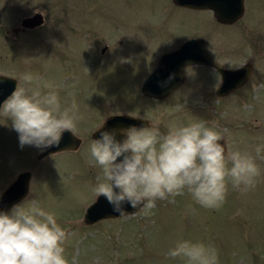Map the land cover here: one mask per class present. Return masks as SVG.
Here are the masks:
<instances>
[{
    "label": "rangeland",
    "instance_id": "374dc122",
    "mask_svg": "<svg viewBox=\"0 0 264 264\" xmlns=\"http://www.w3.org/2000/svg\"><path fill=\"white\" fill-rule=\"evenodd\" d=\"M40 11V27L18 31L23 17ZM189 38L202 39L221 67L249 63L247 80L220 97L214 69L187 65L183 83L166 97L143 96L140 85L158 57ZM0 74L14 78L15 89L44 94L51 85L61 107L75 101L83 117L75 150L36 159L42 149L21 147L0 114V193L17 173H30L27 194L16 204L27 208L35 201L55 214L67 233L69 264H186L168 256L181 240L213 246L219 264H264V0H243L242 16L229 25L208 9H184L171 0H0ZM22 74H31L32 83ZM121 113L148 126L158 118L161 135L174 125L206 122L222 135L226 156L240 151L255 159V187L242 191L228 179L217 209L201 207L185 191L158 200L147 215L85 224L83 213L96 197L92 188L103 179L89 154L91 133Z\"/></svg>",
    "mask_w": 264,
    "mask_h": 264
},
{
    "label": "clouds",
    "instance_id": "9594fccd",
    "mask_svg": "<svg viewBox=\"0 0 264 264\" xmlns=\"http://www.w3.org/2000/svg\"><path fill=\"white\" fill-rule=\"evenodd\" d=\"M21 79L26 84L33 81L31 74H22ZM45 87L51 90L42 94L39 88L18 86L0 104V114L11 121L21 147L58 146L63 133L75 134L83 118L77 115L75 101L62 108L57 92L51 85ZM105 122L95 129L98 138L89 145L90 157L103 177L92 191L122 217L130 215L125 204L138 209L134 213L147 215L158 200L185 191L201 207L217 209L225 201L228 179L234 188L248 191L260 175L251 155L232 151L226 156L224 144L219 143L222 135L204 121L174 125L166 135L160 133L158 118L139 128L109 130ZM260 151L258 147L257 155ZM67 238L55 214L35 201L27 208L18 203L0 211V264H69L64 255ZM168 256L186 264H219L217 250L202 242L178 241Z\"/></svg>",
    "mask_w": 264,
    "mask_h": 264
},
{
    "label": "water",
    "instance_id": "95a60500",
    "mask_svg": "<svg viewBox=\"0 0 264 264\" xmlns=\"http://www.w3.org/2000/svg\"><path fill=\"white\" fill-rule=\"evenodd\" d=\"M171 2L176 6L192 10L208 9L212 12L216 22L225 25L236 22L243 14V0H171ZM42 23V16L37 12L20 20V26L23 28H33ZM187 65L214 69L219 75V83L215 94L220 97L240 87L251 73L249 63L235 68H225L217 65L207 54L202 39L189 38L176 48L162 53L158 57L151 72L143 79L140 85V93L145 97L156 100L166 97L182 84L183 69ZM15 87L16 80L14 78L0 74V104L14 91ZM105 119L104 128L109 130L125 128L130 125H135L138 128L148 127L149 125L147 120L127 114H112ZM98 135L99 133L93 130L91 138L96 139ZM79 143V138L65 131L58 146L42 149L36 159H41L59 151L75 150ZM219 143L224 144L223 140ZM29 177L30 173L28 171L19 172L1 191L0 211H6L25 197L28 191ZM124 209L127 214H133L138 210L133 209L128 204L124 205ZM116 217L121 216L118 212L113 211L112 206L103 196H100L99 198L95 197L93 202L85 209L82 222L92 224L102 219Z\"/></svg>",
    "mask_w": 264,
    "mask_h": 264
},
{
    "label": "flooded vegetation",
    "instance_id": "af4514ba",
    "mask_svg": "<svg viewBox=\"0 0 264 264\" xmlns=\"http://www.w3.org/2000/svg\"><path fill=\"white\" fill-rule=\"evenodd\" d=\"M174 5V4H173ZM176 6V5H174ZM176 7H180V6H176ZM180 8H184V7H180ZM184 9H187V8H184ZM42 25V24H41ZM41 25L39 26H36V27H33V28H23L21 27L18 31L20 32H28V31H33V30H36L38 27H40ZM14 31H17L16 28L13 29ZM170 51V50H169ZM207 52V51H206ZM165 53V52H164ZM183 80H184V76H183ZM183 83V82H182ZM177 88V87H176Z\"/></svg>",
    "mask_w": 264,
    "mask_h": 264
}]
</instances>
